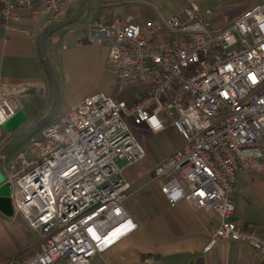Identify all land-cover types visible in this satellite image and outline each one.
I'll return each instance as SVG.
<instances>
[{
	"label": "built area",
	"instance_id": "2783aa9c",
	"mask_svg": "<svg viewBox=\"0 0 264 264\" xmlns=\"http://www.w3.org/2000/svg\"><path fill=\"white\" fill-rule=\"evenodd\" d=\"M77 0H3L0 27L58 16ZM109 48L120 86L142 85L133 104L103 91L56 116L29 146L32 161L8 174L14 213L38 236L32 254L0 264H91L138 228L124 205L133 196L124 169L147 156L131 124L152 134L172 125L184 141L151 178L171 206L216 213L220 226L204 252L222 241L264 258V235L232 217L240 170L264 177V0L234 18L188 6L138 24L116 19L87 28ZM127 161L125 166H120Z\"/></svg>",
	"mask_w": 264,
	"mask_h": 264
},
{
	"label": "crops",
	"instance_id": "0c3cea01",
	"mask_svg": "<svg viewBox=\"0 0 264 264\" xmlns=\"http://www.w3.org/2000/svg\"><path fill=\"white\" fill-rule=\"evenodd\" d=\"M78 1L62 13L61 19L29 16L15 25L16 30L0 27V123L20 108L34 121L51 109L52 84L40 57L39 40L52 24L71 17L79 7L76 6ZM150 1L89 0L76 23L60 28L47 40L46 57L53 66L59 86L65 90L64 97H61L60 115L94 92L103 91L111 96L115 92L113 84L118 83L116 68L108 62L109 48L95 46L88 41V26L98 21L111 24L116 19L138 24L164 18ZM135 17H139L137 23L132 22ZM130 87L135 90L131 91L132 96L127 102L133 104L143 92V86ZM71 93L74 100L70 99ZM5 109L8 116L2 117ZM131 128L148 155L149 141L162 131L152 134L146 124H131ZM163 131H168L175 142L171 150L152 160L149 153L124 169L133 192L124 207L138 228L102 256L93 259L91 264H264V258L257 252L231 241H222L210 252H204L220 226L219 216L212 211L196 210L186 202L171 206L161 192V181L151 180L156 168L184 145L172 125L168 124ZM10 135L0 131V150L7 146L3 143ZM13 140L11 142H15ZM2 164L0 171L8 175ZM126 204L137 211L136 217L132 216ZM232 219L245 230L246 226L248 231L264 230V225L247 219L241 213H234ZM37 245L38 236L22 215L14 213L7 217L0 211V259L32 254ZM56 264L69 263L60 259Z\"/></svg>",
	"mask_w": 264,
	"mask_h": 264
},
{
	"label": "rangeland",
	"instance_id": "374dc122",
	"mask_svg": "<svg viewBox=\"0 0 264 264\" xmlns=\"http://www.w3.org/2000/svg\"><path fill=\"white\" fill-rule=\"evenodd\" d=\"M142 1L144 2L145 0ZM150 2L153 4V6H157V11H159L164 18H168L171 15L176 14L178 11L188 6L190 2H195L199 5L203 15L205 16H207L208 11H211L213 14L234 19L240 14L241 11L250 5L251 0H153V2ZM76 6L78 7V5ZM62 15L63 14L55 16V18L61 19ZM138 21L139 17H135L132 20L133 23H137ZM55 67L56 66H54V69ZM113 87L115 92H113L111 96L116 100L125 99L127 101L132 96L131 91L135 90V88L130 86H120L117 82L113 84ZM58 89L60 96L64 97L63 93L65 90L61 87V85L59 86V84ZM70 99L74 100L72 93L70 95ZM5 110L2 112V117L8 116V110H6V112ZM60 113L61 112H59L58 115H60ZM35 122L36 121H34L33 118H29L20 129L14 133H11L12 135H10L8 139L4 141L3 146L11 143L12 139L15 137L22 138L25 136L31 130ZM39 133L40 132H38L24 145L9 153L7 157L3 159L2 166L8 174H21L24 172L26 168L25 164L32 161V157L29 152V146L32 143V140L39 136ZM174 143L175 142L168 131H162L159 135H153L152 139L149 141V159L152 160V158L156 159L163 156L165 152L171 150L174 147ZM232 199L236 208L235 213H241L247 219H251L256 223H259V225H264V177L240 170L237 175ZM126 207L132 216L136 217L138 214L137 211L132 210L128 204H126ZM257 232L263 234L264 230H258Z\"/></svg>",
	"mask_w": 264,
	"mask_h": 264
},
{
	"label": "water",
	"instance_id": "95a60500",
	"mask_svg": "<svg viewBox=\"0 0 264 264\" xmlns=\"http://www.w3.org/2000/svg\"><path fill=\"white\" fill-rule=\"evenodd\" d=\"M89 0H81L76 12L68 19L60 20L48 27L41 35L39 40V53L41 60L44 64L45 70L48 74V78L52 84V96L53 104L49 112L41 119L37 120L31 130L22 138L15 142L9 143L6 147L0 150V163L6 156L16 150L17 148L28 142L34 135L41 131L51 120H53L60 112L62 108V99L58 89V82L54 75L52 66L50 65L46 53L45 44L47 40L56 33L60 28L76 23L82 16ZM29 117L27 112L20 108L14 114L8 118H4L0 123V131L7 134H11L20 129L27 121ZM127 161H123L120 166H125ZM12 185L6 182V176L3 171H0V211L7 217L14 215V207L11 199Z\"/></svg>",
	"mask_w": 264,
	"mask_h": 264
},
{
	"label": "trees",
	"instance_id": "16d2710c",
	"mask_svg": "<svg viewBox=\"0 0 264 264\" xmlns=\"http://www.w3.org/2000/svg\"><path fill=\"white\" fill-rule=\"evenodd\" d=\"M80 3H81V0L79 1V4H78V6L80 5ZM20 138L19 137H17V138H14V140L13 141H17V140H19ZM246 229L248 230V226H246Z\"/></svg>",
	"mask_w": 264,
	"mask_h": 264
}]
</instances>
